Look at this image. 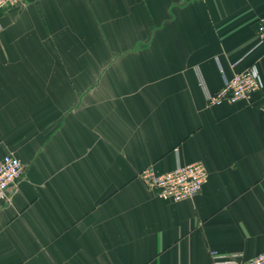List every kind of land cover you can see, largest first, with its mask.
<instances>
[{"label": "crops", "instance_id": "obj_1", "mask_svg": "<svg viewBox=\"0 0 264 264\" xmlns=\"http://www.w3.org/2000/svg\"><path fill=\"white\" fill-rule=\"evenodd\" d=\"M264 0H23L0 11V264H212L264 251ZM241 59L234 67L232 63ZM255 64L251 103L207 106ZM202 83V85L200 84ZM201 162L192 198L139 173Z\"/></svg>", "mask_w": 264, "mask_h": 264}, {"label": "built area", "instance_id": "obj_2", "mask_svg": "<svg viewBox=\"0 0 264 264\" xmlns=\"http://www.w3.org/2000/svg\"><path fill=\"white\" fill-rule=\"evenodd\" d=\"M23 0H0V11L6 7L22 3ZM255 47L264 45V14L255 21ZM241 59L232 63L234 67ZM202 85V83H200ZM262 89V81L255 64L236 71L230 77L223 75V84L215 93L205 92L207 106L227 103H251ZM24 172L21 160L13 154H6L0 160V200L7 198L10 187L16 185ZM140 178L157 196L173 201L194 197L207 181V170L201 162L178 166L165 173H156L147 167L139 173ZM212 264H264V251L240 261L211 251Z\"/></svg>", "mask_w": 264, "mask_h": 264}]
</instances>
